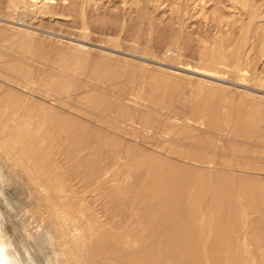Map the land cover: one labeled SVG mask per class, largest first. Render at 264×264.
Instances as JSON below:
<instances>
[{
	"label": "rangeland",
	"instance_id": "obj_1",
	"mask_svg": "<svg viewBox=\"0 0 264 264\" xmlns=\"http://www.w3.org/2000/svg\"><path fill=\"white\" fill-rule=\"evenodd\" d=\"M40 1L38 0V2ZM46 1H49L51 12L38 14L31 11L33 13L31 14L29 9L32 8H24V10L23 7L20 10L19 8L14 9L15 7L11 4L13 0H0V113L2 115L0 120H2L1 123H4L7 119H3V117L7 118V115L11 116L13 114L12 120L10 119L8 122V130L6 129L7 132L4 131V133H9V129H13L12 131L16 132V134L12 131L7 135L2 134L1 138L2 141L12 145L11 147L14 148L16 153L21 152L24 162L26 164L30 163L29 166L31 165L30 168L32 170H35L34 167H36L37 171H34L31 175L24 168L20 170L23 177L29 178L30 182L33 180V184L35 182V200L30 199L31 204L27 210H30V214L26 213L40 230L52 229V235L54 233V237H60L56 238L57 241L55 240L56 244L54 246L56 247L59 244L57 248H64L65 256L68 258L65 264H102V262L105 264L107 262L108 264H121L122 262L119 260L122 255L121 252L137 250L139 246H141L140 249L145 248L144 243L146 242L147 244L148 242L147 235L152 229L153 221L149 220L151 222L149 225V223H146V218H143V220L140 218L144 217V207L148 205L146 201L149 200L142 199L145 191L143 186L146 182L137 183L135 178L137 173L142 172L146 168L150 169L152 164H149V159L142 156L139 157L141 154L139 148H142V153L144 149L145 154L150 153L152 156L159 155L174 161L186 162L195 168L197 167V170L201 168L203 173L198 171L201 173H198L197 176L209 175L211 177V181L210 179L207 181L209 184L216 178V175H210V171L226 173L227 177L235 180L236 184L238 183L237 185L240 184L239 182L243 183L244 185L240 184L238 187L246 188L249 196H254V194H257V196L261 195V190L264 189V0ZM11 8H13V12ZM251 13L253 14L250 15ZM4 95L5 97L7 95L8 99L4 98ZM29 96L33 99L31 100ZM6 99L8 100L7 102ZM11 104L13 106L14 104L15 106L18 105L17 107L21 109L12 108ZM11 108L15 109V111ZM16 111L20 115L22 113L21 119H24L27 123L24 120L20 121L21 119L18 118L19 114ZM27 113L32 116L30 117L29 115L28 117ZM64 115H66V119L68 117L69 119L66 120ZM36 116L37 118L35 119ZM40 116L41 118H39ZM62 116L65 120L62 119ZM241 116L244 117L242 122H240L242 120ZM16 119H19L17 120L18 122H15ZM31 119L32 121H30ZM68 120L71 122L74 120L75 125L70 123V121L68 122ZM238 120L242 123L241 125L246 124V121H248V125L246 124V127L245 125L241 126V128ZM13 121L14 124L12 123ZM57 122L61 124H56ZM9 123H11V128ZM149 124L150 127H148ZM238 124L239 127H237ZM73 125L74 127L78 125L84 127L83 131L85 130V133L91 137L93 136L92 138L96 140L97 146L114 158V167L112 166L114 170L111 168V173L103 178L104 180L99 179L93 184V182H89L90 179L88 181L85 178V175H75L77 170V165L75 164L81 159L82 155L79 157L72 156L76 148L74 145L67 143L68 147L64 145L56 155L51 157L49 155L47 157L43 153V149L45 153H48L49 144L51 143L53 145L52 148H55L56 140L67 135ZM38 126L40 127L37 128ZM110 126L113 127L111 128ZM30 128L31 130L29 131ZM69 128L71 129L69 130ZM103 130L104 133L107 130L109 132H106L105 135ZM18 131L19 133H17ZM25 131L26 133L33 131L29 136L26 134V137L31 140L26 139V137L24 139L25 133L23 135V132ZM49 131H52V136H49ZM95 131L101 132L96 133ZM116 135L117 139L114 137ZM41 136L42 142L39 140ZM47 136L48 138L46 139ZM6 137H9L14 142L7 140ZM19 137H23V140L21 139L22 142ZM55 137L57 138L56 140ZM96 137H100V139ZM26 140H28V143H26ZM43 140L46 144L43 143ZM104 142L107 143L105 144ZM22 143H24V147L20 148ZM38 143H40V147ZM25 144L29 146L34 144L32 146L33 150L29 151L32 147L30 146L29 148ZM43 144L44 146L42 147ZM135 147L140 152L139 154H137ZM125 148L127 149L124 150ZM24 149H26V152H24ZM35 150L36 155L34 154ZM118 150L122 153L120 154ZM4 152L7 153L5 150ZM126 152L129 153L128 156ZM133 153L138 155L137 159L136 156H133ZM94 154L97 155V159L100 158V152L98 153L97 151ZM31 157H36V159ZM47 159L49 162L46 168L45 162L48 161ZM140 159H143V163H147L143 164L142 161H138ZM62 160H65L64 163ZM136 160L139 162L137 165L135 163L137 162ZM10 164L11 161H7V171L14 170ZM137 168L141 169V171ZM86 169L87 167H85ZM218 169L224 172L221 170L217 171ZM87 170L90 171V169ZM14 171H10L13 176H10L12 184L4 189L5 196L11 203L15 200V193L12 188L20 183L19 181V183L15 184V181L18 182L20 178L22 179ZM43 171L46 172L43 173ZM41 172L42 176H40ZM30 177H33L32 180ZM128 177L132 178L128 180ZM46 178L49 181V185L46 182ZM83 178L85 180H82ZM123 178H126L125 181L128 180V183L127 181L124 183ZM38 179H41V182ZM143 180L145 181V179ZM37 181L38 184H36ZM71 181L73 184H71ZM113 182L116 184H113ZM248 182L252 183L249 184ZM254 182L258 184V187L261 188L260 190ZM51 183L52 185H50ZM107 183L109 184L108 186ZM128 184L130 185L128 186ZM38 185L41 186L38 187ZM119 185L131 187L129 193L117 195V198L114 193L116 191L115 188H122ZM252 188L254 189L252 190ZM141 192L142 194H140ZM108 195L115 197V201L111 203V198H107L109 197ZM128 195L130 197L132 195L134 202L133 205H128V203V206H125V203L130 198ZM39 196L43 197L44 200ZM125 197L127 200L124 199ZM1 199L3 200V198ZM60 200H63L64 203L60 202ZM38 201L39 203H36ZM138 201H141L142 204L138 203ZM14 203L12 204L16 208V212L11 213V217L14 219L13 221H15L17 228H19L20 223L22 228L20 227L19 229L23 232V224L28 223V218L17 219V217L21 216L25 208L21 209L22 206L16 205L17 202ZM40 203L43 205L41 206ZM137 203L140 205H135ZM34 205H37V207H33ZM129 207L128 213L125 210ZM122 210L124 214L126 213L125 216L130 218L124 217ZM133 210L134 214L132 213ZM139 212L142 214L140 217ZM135 214L140 221L142 220L141 222H137ZM201 214H203V211ZM219 214L217 213L214 216L221 219ZM241 218L246 227L242 225L239 227L240 230L237 228L238 231L233 228L232 233L229 232V235L224 232L220 233L222 237H220L218 244L221 245V243L223 244L226 241L227 243H224L227 246L224 245L229 255L232 256L236 252L237 255L241 256V263L230 262L229 264L264 263V258H262L264 257V237L259 235V233H255L259 232L257 231L258 228L253 233H249L250 227L247 223L249 217L242 216ZM135 224H138L136 229L139 228V231L134 230L132 232L135 229ZM121 225L124 227L122 228ZM128 231H131L132 234ZM203 231L201 233L205 234V236L207 235L206 238L209 237L208 240L212 238L216 240L217 234L212 228ZM245 231L246 234L244 233ZM120 232L121 234H119ZM72 233H78L80 236L77 239H73ZM111 233L114 239L109 236ZM125 233L129 236L127 237ZM247 234L253 235V242L250 239L252 236L248 237ZM61 235L63 236L61 237ZM105 235H108L109 238ZM120 235H125L128 238L127 240L129 241H127L126 247L122 243L119 245L118 240H116ZM132 235L134 236L133 238ZM245 236L247 237L245 238ZM97 237L107 239H99V242ZM46 238V236H40L38 240L42 239L40 243L46 245ZM134 238L138 239L142 245L139 243L135 244L138 240L136 242ZM92 241L95 243L93 242L91 246L90 243ZM129 242L132 248L128 246L130 245L128 244ZM235 242L238 244L236 243L235 245ZM251 242L253 246L255 245L254 247ZM117 244L120 247L116 246ZM258 244L259 247H257ZM103 245H109L111 249ZM96 248L101 250L96 252ZM121 249L122 251L120 252ZM50 250L46 249L49 255H51ZM102 250L104 251L101 252ZM251 252L255 253V255H250ZM96 253L98 256L95 255ZM163 258L168 261L164 264L174 263L166 255ZM261 259L262 262H260ZM54 260L52 264H56ZM258 261L259 263H257ZM163 262L161 260L162 264ZM203 262H205V259ZM182 263L193 264L192 261L178 264Z\"/></svg>",
	"mask_w": 264,
	"mask_h": 264
},
{
	"label": "bare ground",
	"instance_id": "obj_2",
	"mask_svg": "<svg viewBox=\"0 0 264 264\" xmlns=\"http://www.w3.org/2000/svg\"><path fill=\"white\" fill-rule=\"evenodd\" d=\"M50 2H51V0H50ZM54 2V1H53ZM11 3V2H10ZM41 3V5H39ZM11 4H13V7H15L14 9H18L19 8V10H20V8H22L23 7V10H24V8L25 9H29V8H32V9H29V13H31V11H33V13H38V14H40V13H42V12H44V13H49V12H51V6H50V4H49V1H46V0H41L40 2H38V0H35V1H26V0H13V2L11 3ZM9 6H11V5H9ZM13 8H11V10H12ZM22 10V11H23ZM15 11V10H14ZM28 11V10H27ZM12 12H13V10H12ZM16 12V11H15ZM19 13V12H18ZM24 13V12H23ZM33 13H31V14H33ZM249 13V12H248ZM25 14H26V12H25ZM25 14H24V16H25ZM253 13H251L250 15H252ZM27 15V14H26ZM249 15V14H248ZM28 16V15H27ZM32 16V15H31ZM30 16V17H31ZM18 18V17H17ZM29 18V17H28ZM251 18V17H250ZM250 18H249V20H250ZM252 18H254V17H252ZM18 20V19H17ZM28 21V20H27ZM29 23V22H28ZM28 26V25H27ZM133 35V34H132ZM263 45V44H262ZM83 55V54H82ZM85 57V56H84ZM83 58V57H82ZM89 60V59H88ZM80 61H81V59H80ZM103 61H106V60H103ZM105 63V62H104ZM187 65V64H186ZM189 66V65H188ZM79 67H80V65H79ZM87 67H89V66H87ZM187 67V66H186ZM191 67V66H190ZM188 68V67H187ZM22 69V68H21ZM80 69V68H79ZM89 69V68H88ZM16 71V70H15ZM17 71H19V70H17ZM21 71V70H20ZM19 71V72H20ZM101 71V70H100ZM22 73V72H21ZM24 73V72H23ZM26 73V72H25ZM30 73V72H29ZM28 73V74H29ZM96 73H97V71H96ZM27 74V73H26ZM30 75V74H29ZM31 75H33V74H31ZM28 76V75H27ZM29 77V76H28ZM31 77V76H30ZM14 78V77H13ZM9 80H10V78H9ZM30 80V79H29ZM14 81H15V79H14ZM13 81V82H14ZM19 81V80H18ZM17 81V82H18ZM20 83H21V81H19ZM23 82V81H22ZM29 82V81H28ZM62 82V81H61ZM32 83H35V82H32ZM46 83V82H45ZM51 83V82H50ZM24 84V83H23ZM21 85V84H20ZM42 85V84H41ZM46 85V84H45ZM57 85V84H56ZM68 85V84H67ZM25 86V85H24ZM28 86V85H27ZM26 86V87H27ZM53 86V85H52ZM59 86V85H58ZM63 86V85H62ZM29 87V86H28ZM30 88V87H29ZM46 88V87H45ZM52 89V88H51ZM126 89V88H125ZM12 93V92H11ZM11 93H10V95H11ZM61 93V92H60ZM8 95V94H7ZM6 95V97H5V95H4V98H7L8 96H10V95H8L7 96ZM12 97H14V96H12ZM22 97V96H21ZM25 97H26V95H25ZM30 97V96H29ZM11 98V97H10ZM31 98V97H30ZM8 99V98H7ZM6 99V102L8 101ZM12 99V98H11ZM33 98H31V100H32ZM155 99V98H154ZM3 100V99H2ZM12 100H14V99H12ZM21 100V99H20ZM26 100V99H25ZM29 100V99H28ZM106 100V99H105ZM4 101V100H3ZM10 101V100H9ZM15 101V100H14ZM23 101V100H22ZM109 101V100H108ZM28 102V101H27ZM27 102H26V104H27ZM36 102V101H35ZM102 102V101H101ZM159 102V101H158ZM5 103V102H4ZM13 103V102H12ZM20 103V102H19ZM24 103V102H23ZM31 103V102H30ZM104 103V102H103ZM106 103V102H105ZM16 104V103H15ZM15 104H14V106H13V104H11L12 105V108H14V107H16V109L18 108L17 106H15ZM22 104V103H21ZM37 104V103H36ZM99 104V103H98ZM109 104V103H108ZM122 104V103H121ZM110 105V104H109ZM37 106V105H36ZM111 106H112V104H111ZM20 107V106H19ZM28 107V106H27ZM34 107H35V105H34ZM114 107V106H113ZM11 108V109H12ZM111 108V107H110ZM9 109H10V107H9ZM18 109H21V108H18ZM25 109H27V108H25ZM30 109V108H29ZM29 109H28V112H29ZM31 109H33V108H31ZM104 109V108H103ZM198 109V108H197ZM12 110H14L15 111V109H12ZM109 110V109H108ZM114 110V109H113ZM201 110V109H200ZM32 111V110H31ZM33 111H35V110H33ZM2 112V111H1ZM17 112V111H16ZM111 112H113V111H111ZM18 113V112H17ZM2 114H4V113H2ZM6 114H9V113H6ZM19 114V113H18ZM24 114V113H23ZM28 114V113H27ZM27 114H25L26 116H27ZM63 114V113H62ZM210 114V113H209ZM213 114V113H212ZM17 115V114H16ZM16 115H15V117H16ZM21 115H22V113H21ZM21 115L19 114V117L18 118H20L21 119ZM29 115L30 114H28V117H29ZM47 115V114H46ZM50 115H52V113H50ZM54 115V114H53ZM60 115V114H59ZM120 115H121V113H120ZM124 115V114H123ZM0 116H2L1 115V113H0ZM9 115H7L6 117L7 118H5V117H3V119H7L5 122H4V120H3V122L4 123H1L2 122V120H0V167H2V168H4V170H6L7 169V161H11V166L14 168V170H11V172L12 171H14L15 173H17V175H19V176H21L22 177V179L20 178V177H18V178H20L19 180H18V178H17V180H18V182H16L15 181V184L16 183H19V181H20V183L18 184V185H14V187L12 188V190L14 191V193H15V200L12 202V203H14V202H17L16 203V205L18 204V205H20V206H22L21 207V209H23V208H25V209H29L28 207L30 206V199L31 200H33L34 198H35V188H34V184H35V182H34V184L32 183L33 182V180H32V178H31V180H32V182H30L29 180V178H26V177H23V175L20 173V170L21 169H23L24 168V170L25 171H29L30 172V175L31 174H33L34 173V171H37L36 170V167H34L35 168V170H32L30 167H31V165L29 166V164H26L25 162H24V160H23V157H22V155H21V152L19 153V152H15V150H14V148L13 147H11L12 145H9V143H7V142H4V141H2V138H1V135L2 134H6V133H4V131H6L7 132V130H8V122H9V120L11 119L12 120V118H13V114L11 115V116H9ZM24 116V115H23ZM32 115H30V117H31ZM35 116V115H34ZM58 116V115H57ZM66 115H64V118L66 119V117H65ZM70 116V115H69ZM106 116V115H105ZM122 116V115H121ZM125 116V115H124ZM14 117V118H15ZM25 117V116H24ZM50 117V116H49ZM53 117V116H52ZM71 117V116H70ZM242 118V120H240V122H242L243 120H244V117L243 116H241ZM253 117V116H252ZM23 118V117H22ZM37 118V116L35 117V119ZM39 118H41V116L39 117ZM63 118V116H62V119H64ZM100 118V117H99ZM130 118V117H129ZM248 118V117H247ZM49 119H51V118H49ZM60 119V118H59ZM58 119V120H59ZM64 119V120H65ZM67 119H69V117L67 118ZM66 119V120H67ZM97 119V118H96ZM102 119V118H101ZM134 119V118H133ZM14 120V119H13ZM17 120H19V119H16V121L15 122H18ZM22 120H24V119H21L20 121L22 122ZM27 120V119H26ZM47 120H48V118H47ZM74 120H75V118H74ZM74 120H73V122H71L70 120H68V122L70 121V123H75L74 122ZM103 120V119H102ZM101 120V121H102ZM239 120H238V122H239ZM250 120V119H249ZM19 121V122H20ZM30 121H32V119L30 120ZM41 121V120H40ZM57 121V120H56ZM78 121V120H77ZM140 121V120H139ZM253 121V120H252ZM24 122H26L25 120H24ZM48 122H49V120H48ZM52 122V121H51ZM103 122H104V120H103ZM107 122V121H106ZM146 122V121H145ZM211 122V121H210ZM239 122V123H240ZM248 121H246V124L248 125V123H247ZM250 122H251V120H250ZM256 122V121H255ZM13 124H14V121L12 122ZM27 123V122H26ZM38 123H39V121H38ZM43 123V122H42ZM50 123V122H49ZM55 123V122H54ZM62 123H64V122H62ZM105 123V122H104ZM108 123H109V121H108ZM244 123V122H243ZM10 124V128H11V123H9ZM56 124H61V123H56ZM65 124V123H64ZM78 124V123H77ZM76 124V125H77ZM111 124V123H110ZM142 124V123H141ZM237 124V123H236ZM242 123H240V127L241 126H244L245 125V127H246V124L244 123L243 125H241ZM17 125V124H16ZM15 125V126H16ZM26 125V124H25ZM35 125V124H34ZM39 125V124H38ZM69 125H71V124H69ZM75 125V124H74ZM74 125L73 126H71L72 127V129L71 128H69V130L71 129V131L67 134V135H65V136H63V137H61V138H59V139H57L56 137H55V140H56V143H55V148H52L53 147V145H52V143L51 144H49L50 145V149H49V151H48V153H45V150L43 149V153L45 154V156H47V155H49V157H51V156H53V155H56L57 153H58V151H60V149L61 148H63L64 147V145H66L67 146V143L69 144V145H74L75 147V150L73 151V155L72 156H81L82 155V157H81V159L80 160H78V162H77V164H75V165H77L76 167H77V170L75 171V175L76 176H86L85 178L89 181V179H90V181L89 182H93V184H94V182H96L97 180H99V179H103V178H105L106 176H108L109 175V173H111V168H112V166H113V160H114V158L112 157V156H110V154H108L107 152H105L103 149H101V147L99 148L98 146H97V144H96V140H94L90 135H88L87 133H85V130L83 131V128L84 127H81L80 125H78V126H76V127H74ZM14 126V125H13ZM23 126V125H22ZM21 126V127H22ZM28 126V125H27ZM36 126H37V124H36ZM44 126V125H43ZM87 126H88V124H87ZM116 126V125H115ZM18 127H19V125H18ZM40 126H38L37 128H39ZM57 127V126H56ZM63 127V126H62ZM67 127V126H66ZM74 127V128H73ZM93 127V126H92ZM111 127V126H110ZM113 127V126H112ZM111 127V128H112ZM148 127H150V124H149V126ZM234 127V126H233ZM236 127V126H235ZM234 127V128H235ZM237 127H239V124H238V126ZM236 127V128H237ZM249 127V126H248ZM22 128H24V127H22ZM21 128V129H22ZM60 128V127H59ZM232 128V127H231ZM242 128V127H241ZM7 129V130H6ZM27 129V128H26ZM25 129V130H26ZM32 129H34L33 127H32ZM61 129V128H60ZM85 129V128H84ZM98 129V128H97ZM245 129V128H244ZM252 129V128H251ZM10 131H12L13 129H9ZM16 130H17V126H16ZM31 130V128L29 129V131ZM37 130V129H36ZM48 130V129H47ZM51 130V129H50ZM68 130V129H67ZM82 130V131H81ZM95 130V129H94ZM100 130V129H99ZM102 130V129H101ZM119 130V129H118ZM237 130V129H236ZM10 131H8L9 133H10ZM27 131V130H26ZM26 131L25 132H23V135H24V133H25V136H24V139H25V137H26V134L29 136V134L30 133H32V132H30V133H26ZM34 131H35V129H34ZM46 131V130H45ZM54 132L56 131V130H53ZM61 131V130H60ZM64 131V130H63ZM91 131V130H90ZM243 131H245V130H243ZM13 132V131H12ZM11 132V133H12ZM21 132V131H20ZM50 132V133H49ZM48 133L50 134H47V135H49V136H52L51 134V132L52 131H49ZM57 132V131H56ZM87 132V131H86ZM96 132V131H95ZM98 132V131H97ZM96 132V133H97ZM99 132H101V131H99ZM98 132V133H99ZM106 132H109L108 130L106 131ZM105 132V133H106ZM238 132V131H237ZM240 132V131H239ZM248 132V131H247ZM9 133H7V134H9ZM14 134H16V132H13ZM17 133H19V131L17 132ZM35 134H36V131L34 132ZM104 133V130H103V134H105ZM156 133V132H155ZM242 133V132H241ZM6 134V135H7ZM22 134V133H21ZM20 134V135H21ZM55 134V133H54ZM111 134H112V132H111ZM111 134H109V135H111ZM11 135H13V134H11ZM32 135V134H31ZM37 135V134H36ZM43 135V134H42ZM58 135V134H57ZM63 135V134H62ZM106 135V134H105ZM108 135V134H107ZM114 135V134H113ZM119 135H121V134H119ZM154 135V134H153ZM249 135V134H248ZM15 136H18V135H15ZM14 136V137H15ZM38 136H40V135H38ZM37 136V137H38ZM60 136V135H59ZM58 136V137H59ZM100 136H101V134H100ZM242 136H244V135H242ZM3 137V136H2ZM5 137V136H4ZM11 137V136H10ZM31 137V136H30ZM44 137V136H43ZM102 137H103V135H102ZM109 138H110V136H108ZM112 137V136H111ZM116 139H117V135L116 136H114ZM119 137V136H118ZM7 138V137H6ZM20 138V141H21V139L23 138H21V137H19ZM39 138V137H38ZM42 136L40 137V139L39 140H41V142H42ZM45 138V137H44ZM48 138V136L46 137V139ZM96 138H98V139H100V137H96ZM104 138V137H103ZM105 138H106V136H105ZM13 139V138H12ZM18 139V138H17ZM16 139V140H17ZM26 139H30V138H27L26 137ZM35 139V138H34ZM97 139V140H98ZM120 139V138H119ZM3 140H5V139H3ZM7 140H11L9 137L7 138ZM23 140V139H22ZM31 140V139H30ZM38 140V141H39ZM45 140V139H44ZM43 140V143H45V141ZM110 140H112V139H110ZM12 141V140H11ZM27 142L26 143H28V140H26ZM52 141H54V139H52ZM99 141V140H98ZM116 141V140H115ZM124 142H126L125 140H123ZM12 142H14V141H12ZM22 142V141H21ZM21 142H19V143H21ZM24 142V141H23ZM40 142V143H41ZM48 142H49V139H48ZM47 142V143H48ZM50 142H51V140H50ZM119 142H120V140H119ZM25 143V142H24ZM24 143H22V147H20V148H23L24 146H23V144ZM31 143H32V141H31ZM30 143V144H31ZM35 143V142H34ZM40 143H38V145H39V147H40ZM105 143V142H104ZM107 143V142H106ZM105 143V144H106ZM117 143V142H116ZM115 143V144H116ZM126 143H128V142H126ZM137 143V142H136ZM8 144V145H7ZM46 144V143H45ZM119 144V143H118ZM26 145V144H25ZM34 145V144H33ZM32 145V146H33ZM52 145V146H51ZM108 146H109V144H107ZM117 145V144H116ZM115 145V146H116ZM19 146H21V145H19ZM26 146H29V145H26ZM31 146V145H30ZM30 146H29V148H30ZM31 146V147H32ZM44 146V144L42 145V147ZM47 146V145H46ZM45 146V147H46ZM101 146H103V145H101ZM107 146V147H108ZM130 146H132L131 144H130ZM133 146H134V144H133ZM135 146H136V144H135ZM35 147V146H34ZM68 147V146H67ZM72 147V146H71ZM71 147H69V148H71ZM118 147V146H117ZM116 147V148H117ZM137 147V146H136ZM135 147V149H137ZM139 147V146H138ZM28 148V147H27ZM36 148H38V147H36ZM35 148V149H36ZM51 148H52V150H51ZM66 148V147H65ZM104 148V147H103ZM120 148V147H119ZM118 148V149H119ZM124 148V147H123ZM132 148V147H131ZM131 148H130V150H131ZM233 148V147H232ZM17 149V148H16ZM41 149V148H40ZM46 149H47V147H46ZM127 148H125L124 150H126ZM133 149H134V147H133ZM140 150H141V154L139 155V157H144V158H147V159H149V164H152V167L150 168V169H148V168H146L147 166H149V165H147L145 168V170H142V172H140V173H137L136 174V181H137V183L139 182V183H141V182H146L145 184H144V186L143 187H145V191L143 192V196H142V199H148L149 201H146V202H148V205L147 206H145L144 207V211L143 212H145L143 215H144V217L142 216V212L139 214V217L140 216H142V217H140V218H142V220H143V218H146V223H149V225H150V221L149 220H151V221H153V226H152V229H151V231L148 233V232H146V233H148V235H147V244H146V242L144 243V242H142V243H144V245H145V248H143V249H140V247L141 246H139V249H135V250H125L124 251V253L123 252H121L122 251V249L120 250V252L122 253V255L120 256V258H119V260H121V264H160L161 263V260H163L164 262H163V264L166 262H168V261H165L166 259L165 258H163L162 259V257L164 256L165 257V255L166 256H168L169 257V260H172L171 262L173 263V264H178V263H181V262H188V261H192L193 262V264H201V262H202V264H229L230 262H234V263H241V256L240 255H237V253L235 252V254H232V256H230L229 255V253H228V250H227V248L225 247V243L224 242H226V241H224L223 242V244L221 243V245L220 244H218L219 243V239H220V237H222V235H220V233H222V232H224V233H226V234H228L229 235V232H231L232 233V231H233V228L235 229L236 228V230H237V228H239V227H241L242 225H244L243 223H244V221H243V219L241 218L242 216H247V217H249L248 218V225H249V227H250V232L249 233H253L254 231H255V229H257L258 228V230L257 231H259V232H255V233H259V235H261V236H263L264 237V189L263 190H261V195L260 196H257V194L255 195L254 194V196H249L248 195V193H247V191H246V188L245 189H243V188H240V187H238L240 184H243V183H241V182H239L240 184L239 185H237L236 184V182H235V180H233V179H231V178H229V177H227L226 176V173L225 174H223V173H220V172H212V171H210V175L212 176V175H216V178H215V180L214 181H212L211 182V184H209L207 181L210 179V181H211V177L209 176V175H207V174H204L203 175V177H198L197 176V174L199 173L198 171H201L202 172V170H201V168H200V170H197L194 166H191L190 164H188V163H186V162H182V161H174V160H171V159H167V158H165V157H160L159 155H157V156H155V155H151L150 153H148V154H145V150L143 149V153H142V148H139ZM4 150L5 151H7V153H5L4 152ZM19 150V149H18ZM26 149H24V152H26L25 151ZM29 150V149H28ZM33 150V147H32V149L31 150H29V151H32ZM129 150V149H128ZM22 151V150H21ZM37 151H40V150H37ZM62 151V150H61ZM98 151V153L100 152V158H101V160H99V159H97V155H95L94 154V152H97ZM119 151V150H118ZM135 151V150H134ZM149 151V150H148ZM23 152V153H24ZM42 152V151H41ZM66 152H67V150L65 151V154H66ZM109 152V151H108ZM125 152V151H124ZM129 152V151H128ZM133 152V151H132ZM137 152H138V149H137ZM147 152V151H146ZM31 153V152H30ZM29 153V154H30ZM36 153V150H35V152H34V154ZM42 153V154H43ZM69 153V152H68ZM114 153V152H113ZM119 153H120V151H119ZM118 153V154H119ZM122 153V152H121ZM120 153V154H121ZM127 153V152H126ZM140 152H138L137 154H139ZM154 153V152H153ZM28 154V155H29ZM41 154V153H40ZM62 154V153H61ZM60 154V155H61ZM86 154V155H85ZM128 154L129 153H127V156H128ZM36 155V154H35ZM111 155H112V152H111ZM123 155V154H122ZM121 155V156H122ZM39 156V155H38ZM133 156H136V159H137V156L138 155H134V153H133ZM40 157V156H39ZM43 157V156H42ZM48 157V156H47ZM62 157V156H61ZM71 157V156H70ZM116 157V156H115ZM119 157V156H118ZM131 157H132V155H131ZM28 158V157H27ZM31 158H33V159H36V157L34 158V157H31ZM38 158V157H37ZM68 157H66V159H67ZM128 158V157H127ZM134 158V157H133ZM143 158V159H144ZM184 158V157H183ZM187 158V157H186ZM41 159H43V158H41ZM45 159V158H44ZM59 159V158H58ZM61 159H63V158H61ZM69 159V158H68ZM121 159H124V158H121ZM131 159V158H130ZM143 159H140V160H138V161H142ZM175 159V158H174ZM31 160V159H30ZM29 160V161H30ZM48 160V159H47ZM51 160V159H50ZM72 160H73V158H72ZM25 161H26V159H25ZM36 161V160H35ZM38 161V160H37ZM39 161H41V160H39ZM43 161V160H42ZM55 161V160H54ZM54 161H53V163H54ZM59 161H61V160H59ZM58 161V162H59ZM63 161V160H62ZM65 161V160H64ZM64 161H63V163H64ZM69 161H70V159H69ZM68 161V162H69ZM123 161V160H122ZM126 161V160H125ZM137 161V160H136ZM137 161V162H138ZM206 161V160H205ZM48 162H49V160L47 161V162H45L46 163V168H47V164H48ZM74 162V161H73ZM124 162V161H123ZM137 162H135L136 163V165L137 164H139V162L137 163ZM37 164H38V162H36ZM35 163V164H36ZM42 163V162H41ZM40 163V164H41ZM62 163V162H61ZM66 163H67V161H66ZM132 164H133V162H131ZM141 163V162H140ZM142 163H143V161H142ZM145 163H147V162H145ZM145 163H143V164H145ZM34 164V163H33ZM36 164V165H37ZM39 164V165H40ZM54 165V164H53ZM62 165V164H61ZM64 165H67V164H64ZM115 165V164H114ZM136 165H135V167H136ZM44 166V165H43ZM42 166V167H43ZM52 166V165H51ZM50 166V167H51ZM56 166H57V164H56ZM139 166V165H138ZM141 166H142V164H141ZM140 166V167H141ZM40 167H41V165H40ZM49 167V166H48ZM58 167H59V165H58ZM76 167H75V169H76ZM84 167V168H83ZM85 167H87V169H90V171H88L87 169L85 170ZM114 167V166H113ZM117 167V166H116ZM37 168H38V166H37ZM45 168V167H44ZM141 168H144V167H141ZM263 168V167H262ZM38 169H40V168H38ZM43 169V168H42ZM53 169H54V166H53ZM61 169V168H60ZM113 170H114V168H112ZM132 169H134V168H132ZM136 169V168H135ZM138 169V168H137ZM206 169V168H205ZM43 170H45V169H43ZM47 170H49V169H47ZM117 170V169H116ZM126 170V169H125ZM139 170V169H138ZM221 170V169H220ZM219 169L217 170V171H220ZM61 171V170H60ZM69 171H71L70 169H69ZM139 171H141V169L139 170ZM209 171V170H208ZM222 171V170H221ZM235 171V170H234ZM11 172L10 171H5V174L6 175H9V176H12L11 175ZM46 171H43V173H45ZM58 172V171H57ZM115 172V171H114ZM123 172V171H122ZM138 172V171H137ZM200 172V173H201ZM222 172H224V171H222ZM53 173H55V171H53ZM60 173H63V172H60ZM67 173V172H66ZM73 173V172H72ZM71 173V174H72ZM113 173V172H112ZM199 173V174H200ZM203 173V172H202ZM207 173V172H206ZM239 173V172H238ZM237 173V174H238ZM24 174V173H23ZM41 175L40 176H42L43 174H42V172L40 173ZM14 175V174H13ZM35 175V174H34ZM33 175V176H34ZM52 176H53V174H51ZM58 175V174H57ZM122 175H123V173H122ZM232 175V174H231ZM230 175V176H231ZM46 176V175H45ZM62 176H63V174H62ZM73 176V175H72ZM71 176V177H72ZM134 176V175H133ZM246 176H248V175H246ZM13 177V176H12ZM51 177V176H50ZM70 177V176H69ZM122 177V176H121ZM120 177V178H121ZM232 177V176H231ZM41 178V177H40ZM53 178V177H52ZM72 178H75V177H72ZM77 178V177H76ZM85 178H83L82 180H85ZM130 178H132V177H130ZM130 178L128 177V180H130ZM232 178H234V177H232ZM239 178H240V176H239ZM251 178V177H250ZM29 179V180H28ZM47 179V178H46ZM63 179V178H62ZM79 179H81V178H79ZM124 179V178H123ZM126 179V178H125ZM125 179H124V183L127 181V183H128V180H126L125 181ZM143 179H145V181L143 180ZM213 179V178H212ZM16 180V179H15ZM36 180V179H35ZM34 180V181H35ZM39 180V182H41L40 180L41 179H38ZM44 180V179H43ZM66 180V179H65ZM75 180V179H74ZM104 180V179H103ZM110 180V179H109ZM109 180H108V182H109ZM117 180V179H116ZM118 181H120V180H118ZM117 181V182H118ZM122 182H123V180H121ZM209 181V182H210ZM241 181V180H240ZM247 181V180H246ZM256 181H257V179H256ZM261 181V180H260ZM43 182V181H42ZM47 183L49 182L48 181V179H47V181H46ZM60 182H61V180H60ZM66 182V181H65ZM72 182V181H71ZM106 182V181H105ZM121 182V183H122ZM130 182V181H129ZM258 183H259V181H257ZM101 183V182H100ZM99 183V184H100ZM109 183H111V182H109ZM120 183V184H121ZM127 183H126V186H127ZM249 183V182H248ZM252 183V182H251ZM251 183H249V184H251ZM255 183V182H254ZM12 184V183H11ZM36 184H38V181H37V183ZM40 184V183H39ZM44 184H46V183H44ZM44 184H42V185H44ZM70 184V183H69ZM71 184H73V182L71 183ZM113 184H116V183H114L113 182ZM131 184V183H130ZM130 184H128V186L130 185ZM132 184H134V183H132ZM256 184V183H255ZM254 184V185H255ZM260 184V183H259ZM48 185H49V183H48ZM47 185V186H48ZM50 185H52V183L50 184ZM109 184L107 183V186H108ZM112 185V184H111ZM135 185V184H134ZM244 185V184H243ZM257 185V187H258V184H256ZM13 186V185H12ZM41 186V185H40ZM39 185H38V187H40ZM56 186V185H55ZM69 186V185H68ZM85 186H87V185H85ZM97 186V185H96ZM114 186V185H113ZM112 186V187H113ZM123 186V185H122ZM122 186H120L119 185V187H122ZM260 186V185H259ZM36 187V186H35ZM50 187V186H49ZM53 187V186H52ZM75 187H76V184H75ZM115 187V186H114ZM117 187V186H116ZM131 187V186H130ZM130 187H122L121 189H119V188H115L116 189V191H115V193H114V195H115V197H117V195H120V194H122V193H129V191H130ZM133 187V186H132ZM135 187V186H134ZM137 187V186H136ZM255 187V186H254ZM47 188V187H46ZM87 188V187H86ZM109 188H110V186H109ZM142 188V187H141ZM259 188V187H258ZM264 188V187H263ZM55 189H57V188H55ZM72 189V188H71ZM85 189V188H84ZM113 189V188H112ZM118 189V190H117ZM135 189V188H134ZM254 188H252V190H253ZM261 188H259V190H260ZM39 190V189H38ZM37 190V191H38ZM41 190H42V188H41ZM45 190H47V189H45ZM48 190H49V188H48ZM54 190V189H53ZM59 190V189H58ZM58 190H56V191H58ZM132 190V189H131ZM251 190V191H252ZM52 191V190H51ZM79 191V190H78ZM48 192V191H47ZM53 192V191H52ZM135 192V191H134ZM254 192V191H253ZM73 193V192H72ZM77 193V192H76ZM133 193V192H132ZM131 193V194H132ZM48 194V193H47ZM59 194V193H58ZM105 194V193H104ZM135 194V193H134ZM140 194H142V192L140 193ZM39 195V194H38ZM54 195V194H53ZM69 195V194H68ZM74 195V194H73ZM80 195V194H79ZM113 195V194H112ZM112 195H108L109 197H107V198H111V200H110V202L112 203V202H114L115 201V197H111ZM57 196V195H56ZM60 196V195H59ZM72 196V195H71ZM83 196V195H82ZM124 196H125V194H124ZM129 196V195H128ZM257 196V197H256ZM40 198H41V196H39ZM45 197H46V192H45ZM48 197V196H47ZM54 197V196H53ZM67 197V196H66ZM75 197V196H74ZM77 197V196H76ZM121 197L123 198V196L121 195ZM130 197V196H129ZM135 197V196H134ZM138 197H139V195H138ZM141 197V196H140ZM259 197V198H258ZM14 198V197H13ZM43 198V197H42ZM41 198V199H42ZM50 198V197H49ZM48 198V199H49ZM118 198V197H117ZM37 199V198H36ZM40 199V200H41ZM47 199V198H46ZM124 199H126V197L124 198ZM139 199H141V198H139ZM138 199V200H139ZM35 200V199H34ZM33 200V201H34ZM39 200V201H40ZM42 200H44V198L42 199ZM50 201H51V199H49ZM54 200V199H53ZM127 200V199H126ZM129 201H125L124 203H125V206H128V205H133V197H132V195H131V197L128 199ZM135 200V199H134ZM33 201H31V202H33ZM37 201V200H36ZM39 201L38 202H36V203H39ZM46 201H48V200H46ZM63 202V200H60V202ZM66 201H67V199H66ZM76 201V200H75ZM82 201V200H81ZM117 201V200H116ZM143 201V200H142ZM10 203H11V201H9ZM41 202V201H40ZM49 202V201H48ZM120 202H122V201H120ZM137 202V201H136ZM145 202V203H146ZM35 202H34V204H36ZM42 203H44V202H42ZM53 203V202H52ZM56 203V202H55ZM58 203V202H57ZM64 203V202H63ZM62 203V204H63ZM80 203H82V202H80ZM116 203V202H115ZM114 203V204H115ZM129 203V204H128ZM138 203H141V201H138ZM138 203L137 204H135V205H138ZM58 204H60V203H58ZM113 204V205H114ZM128 204V205H127ZM142 204V203H141ZM14 205H15V203H14ZM40 205L42 206L43 204H41L40 203ZM39 205V206H40ZM57 205V204H56ZM123 205V204H122ZM140 205V204H139ZM138 205V206H139ZM37 207V205H34L33 207ZM38 206V207H39ZM47 206V205H46ZM54 206V205H53ZM70 206V205H69ZM81 206H82V204H81ZM117 206V205H116ZM120 206V205H119ZM138 206H137V209H138ZM32 207V206H31ZM48 207V206H47ZM57 207V206H56ZM71 207V206H70ZM112 207V206H111ZM124 207V206H123ZM125 208V207H124ZM133 208V207H132ZM33 209H36V208H33ZM59 209V208H58ZM57 209V210H58ZM66 209H67V207H66ZM117 209H119V208H117ZM128 209H130V207L129 208H126V212H128L127 210ZM134 209H136V208H134ZM38 210V209H37ZM60 210V209H59ZM69 210V209H68ZM72 210V209H71ZM121 210V209H120ZM139 210H140V208H139ZM0 211H3L4 212V214H5V218H6V225L8 226V228L11 230V232L13 233V235L16 237V239L18 240V241H20V240H22V239H25L26 240V237L23 235V232L19 229L21 226H20V223H19V228H17V226H16V224H15V221H13L14 219H12V217H11V212H9L8 211V209H7V207H6V205L4 204V202H3V200L0 198ZM30 211V210H29ZM29 211H27L28 212V214H30L29 213ZM39 211V210H38ZM61 211V210H60ZM73 211V210H72ZM76 211H77V209H76ZM202 211H203V214H201L202 213ZM22 212V211H21ZM56 212H59V211H56ZM116 212H117V210H116ZM120 212V211H119ZM122 212H123V210H122ZM50 213V212H49ZM60 213V212H59ZM61 213H62V211H61ZM129 213V212H128ZM127 213V214H128ZM133 214H134V210H133V212H132ZM136 213V212H135ZM137 213H138V211H137ZM217 213H220L219 215H221V219H219L218 217L216 218V216H214V215H216ZM63 214V213H62ZM62 214H60V215H62ZM123 214H124V212H123ZM126 214V213H125ZM125 214H124V217H126L125 216ZM26 215H27V213H26ZM130 215H132V214H130ZM63 216H64V214H63ZM123 216V215H122ZM74 217V216H73ZM76 217V216H75ZM113 217V216H112ZM124 217H122V219H124L125 220V218ZM135 217H137V222H139L140 220L138 219L139 217L138 216H136V214H135ZM126 218H130V217H126ZM52 219V218H51ZM113 219V218H112ZM120 219V218H119ZM16 220V219H15ZM118 220V219H117ZM136 220V219H135ZM134 220V221H135ZM141 220V221H142ZM147 220H148V222H147ZM17 221V220H16ZM60 221V220H59ZM65 221V220H64ZM69 221V220H68ZM121 221V220H120ZM119 221V222H120ZM126 221V220H125ZM129 221V220H128ZM140 221V222H141ZM246 221V220H245ZM116 222V221H115ZM122 222V221H121ZM52 223V222H51ZM106 223V222H105ZM122 223H125V222H122ZM127 223V222H126ZM133 223V222H132ZM143 223H144V221H143ZM108 224V223H107ZM118 224H120V223H118ZM118 224H115V225H118ZM134 224V223H133ZM139 224V223H138ZM137 224V225H138ZM142 224V223H141ZM54 225V224H53ZM126 225V224H125ZM136 225V224H135ZM137 225L135 226V229H133L132 230V232L134 231V230H138L139 228H137L136 229V227H137ZM143 225V224H142ZM142 225H141V227H142ZM148 225V226H149ZM97 226V225H96ZM95 226V227H96ZM122 226V228L124 227L123 225H121ZM54 227V226H53ZM100 227V226H99ZM116 227H118V226H116ZM150 227V226H149ZM244 227H246L245 225H244ZM248 226H247V228H249ZM22 228V227H21ZM85 228V227H84ZM121 228V227H120ZM208 228H212V230H214V232H215V234H217V237H216V240H215V238L213 239L212 237V239H210V240H212V241H210V240H208V238L209 237H207L206 238V236H205V234H202L201 233V231L202 230H204L205 231V229H208ZM214 228V229H213ZM246 228V229H247ZM54 229V228H53ZM96 229V228H95ZM126 229V228H125ZM141 229V228H140ZM52 230V229H51ZM118 230V229H117ZM122 230H124V229H122ZM121 230V231H122ZM128 230H129V228H128ZM150 230V229H149ZM239 230H240V228H239ZM22 233H21V232ZM125 231V230H124ZM126 231H127V229H126ZM139 231V230H138ZM141 231V230H140ZM142 231H146V230H142ZM203 231V232H204ZM238 231V230H237ZM237 231H235V232H237ZM242 231V230H241ZM53 232V231H52ZM56 233H57V231H55ZM58 232H59V230H58ZM102 232V231H101ZM128 232H131V231H128ZM132 232H131V234H132ZM135 232H137V231H135ZM210 232V231H209ZM103 233V232H102ZM139 233V232H138ZM241 233V232H240ZM245 234H246V231L244 232ZM58 234V233H57ZM119 234H121V232L119 233ZM122 234H124L123 232H122ZM134 234V233H133ZM209 234V233H208ZM211 234V233H210ZM242 234V233H241ZM256 234V235H257ZM53 235H54V233H53ZM97 235V234H96ZM117 235V234H116ZM125 235H126V233H125ZM120 235V237L118 238V239H116V240H118V242H119V245H120V243H122V244H124V246L126 247V244H127V241H129V240H127L128 238V236L129 235ZM137 235H139V234H137ZM142 235H144L143 233H142ZM212 235H213V233H212ZM238 235V234H237ZM251 236H252V238H250L251 240L253 239V235L252 234H250ZM250 235H248L247 234V236L249 237ZM256 235H254V236H256ZM55 236H56V234H55ZM63 235H61V237H62ZM106 237H108V235H105ZM105 236H103V237H105ZM109 236L111 237L112 236V239H114L113 238V235H112V233H111V235L109 234ZM115 236V235H114ZM131 236V235H130ZM213 236H215V235H213ZM247 236H245V238L247 237ZM58 236H56V238H57ZM134 236L132 235V238H133ZM58 238H60V237H58ZM57 238V239H58ZM90 238H91V236H90ZM95 239H96V237H94ZM98 238V237H97ZM109 238V237H108ZM138 238V237H137ZM245 238H243V239H245ZM255 238V237H254ZM37 239H38V237H37ZM45 239V238H44ZM43 239V240H44ZM57 239H56V241H57ZM92 239H93V237H92ZM101 240V239H103V238H98V240ZM104 239H107V238H104ZM103 239V240H104ZM139 239V238H138ZM138 239H136V238H134V240L137 242V240ZM141 239H142V236H141ZM238 239H239V237H238ZM261 239H262V237H261ZM264 239V238H263ZM46 240H47V238H46ZM100 240H99V242H100ZM102 240V241H103ZM111 240V239H110ZM131 240V239H130ZM230 240V239H229ZM251 240H249V241H251ZM40 241H42V239L40 240ZM55 241V242H56ZM90 241V240H89ZM145 241V240H144ZM222 241V240H221ZM235 241H237V240H235ZM258 241V240H257ZM264 241V240H263ZM93 242L94 241H92V243H90L91 244V246H92V244H93ZM99 242H98V245H99ZM114 242H116L115 240H114ZM117 242V243H118ZM132 242V241H131ZM140 241L138 240V242L137 243H135V244H138ZM231 242V241H230ZM252 242H253V240H252ZM251 242V243H252ZM58 243H59V241H58ZM61 243V242H60ZM95 243V242H94ZM107 243H109V242H107ZM112 243H113V241H112ZM134 243V242H133ZM227 243V242H226ZM236 243L237 242H235V245H236ZM258 243V242H257ZM262 243V242H261ZM264 243V242H263ZM44 244V243H43ZM45 244H47L46 243V241H45ZM56 244V243H55ZM106 244V243H105ZM128 244H130V245H128V246H130L131 247V243L129 242ZM140 244V243H139ZM225 244V245H224ZM238 244V243H237ZM59 245V244H58ZM57 245V246H58ZM61 245H63V244H61ZM60 245V246H61ZM89 245V244H88ZM111 245H115V244H111ZM118 244L116 245V246H119ZM140 245H142V244H140ZM251 245V244H250ZM56 246V247H57ZM94 246V245H93ZM101 246V245H100ZM104 246V245H103ZM106 246V245H105ZM104 246V247H105ZM115 246V247H116ZM122 246V245H121ZM137 246V245H136ZM135 246V247H136ZM200 246H202V247H200ZM203 246H205V247H207L206 249H205V247H203ZM227 246V245H226ZM252 246H253V243H252ZM255 246V245H254ZM253 246V247H254ZM32 247H34L35 248V245H32ZM89 247V246H88ZM106 247H109L110 249H111V247L109 246V245H107ZM120 247V246H119ZM134 247V246H133ZM234 248H235V246H233ZM257 247H259V244H258V246ZM261 247V246H260ZM108 248V249H109ZM129 248V247H128ZM132 248V247H131ZM136 248H138V247H136ZM204 248V249H203ZM59 249V248H58ZM64 249V248H63ZM92 249V248H91ZM99 248H96V252H98V251H100V250H98ZM119 249V248H118ZM257 249V248H256ZM259 249V248H258ZM48 250V249H47ZM98 250V251H97ZM105 250V249H104ZM104 250H102L101 252H103ZM106 250H107V248H106ZM115 250H117V249H115ZM114 250V251H115ZM124 250V249H123ZM235 250V249H234ZM238 250H240V249H238ZM252 250V249H251ZM254 250V249H253ZM51 251V250H50ZM65 251V250H64ZM66 251H67V249H66ZM109 251V250H108ZM113 251V252H114ZM111 253V254H115V253ZM116 252V251H115ZM118 252H119V250H118ZM261 252H263V250H261ZM68 253V252H67ZM104 253H107V252H104ZM109 253V254H110ZM117 253V252H116ZM120 253V254H121ZM253 252H251V254L250 255H255V253H253ZM102 254V253H101ZM100 254V255H101ZM163 254V255H162ZM240 254V253H239ZM95 255H97V253L95 254ZM105 255V254H104ZM118 255V254H117ZM245 255V254H244ZM257 255V254H256ZM98 256V255H97ZM260 256H262L261 254H260ZM69 257V256H68ZM107 257V256H106ZM105 257V258H106ZM109 257V256H108ZM107 257V258H108ZM111 257H113V256H111ZM116 257V256H115ZM254 257V256H253ZM106 258V259H107ZM110 258V257H109ZM255 258V257H254ZM262 258H264V257H262ZM35 259H36V261H37V264H44V258H43V256H41V255H39L38 253H36L35 254ZM66 259H68V258H66ZM102 259V258H101ZM161 259V260H160ZM168 259V258H167ZM204 259H205V262H203L204 261ZM252 259V258H251ZM250 259V260H251ZM256 259V258H255ZM260 259V258H259ZM103 260H105V259H103ZM111 261H112V259H110ZM55 261V260H54ZM97 261V260H96ZM201 261V262H200ZM252 261H253V259H252ZM264 261V260H263ZM101 262V261H100ZM170 262V263H171ZM200 262V263H199ZM254 262V261H253ZM252 262V263H253ZM260 262H262V259L260 260ZM53 263V262H52ZM67 263V262H66ZM233 263V264H234ZM256 263V262H255ZM254 263V264H255ZM257 263H259V261L257 262ZM263 263V262H262ZM261 263V264H262ZM60 264H64V262H63V260H61V262H60ZM102 264H105V263H103L102 262ZM106 264H108V262L106 263ZM162 264V263H161ZM183 264V263H182ZM189 264V263H188ZM192 264V263H191ZM243 264V263H242ZM247 264V263H246ZM249 264H250V262H249ZM264 264V263H263Z\"/></svg>",
	"mask_w": 264,
	"mask_h": 264
},
{
	"label": "clouds",
	"instance_id": "obj_3",
	"mask_svg": "<svg viewBox=\"0 0 264 264\" xmlns=\"http://www.w3.org/2000/svg\"><path fill=\"white\" fill-rule=\"evenodd\" d=\"M11 183V177L5 174L4 168L0 167V198H3L8 211L15 213L16 208L9 202L4 191ZM27 210L25 209L21 216L17 217V219L28 218V223L23 224V234L26 240L22 239L18 243L14 242L13 236H10L5 230V214L3 211H0V264H37L35 259L36 253L44 257V264H52L53 259H55L56 264H60L61 260L65 264L66 256L64 250L54 246L56 237L52 235L51 230H48V228L40 230L34 225L32 218L25 215ZM40 236L47 237L46 245L41 244L37 239ZM79 236L80 234L78 233H72L73 239H77ZM32 245H35V248ZM46 249H51V255L47 253Z\"/></svg>",
	"mask_w": 264,
	"mask_h": 264
},
{
	"label": "water",
	"instance_id": "obj_4",
	"mask_svg": "<svg viewBox=\"0 0 264 264\" xmlns=\"http://www.w3.org/2000/svg\"><path fill=\"white\" fill-rule=\"evenodd\" d=\"M5 230L7 231V233L10 235V236H13V238H14V242H19L17 239H16V237L13 235V233L11 232V230L8 228V226L6 225V223H5ZM22 254V253H21Z\"/></svg>",
	"mask_w": 264,
	"mask_h": 264
}]
</instances>
